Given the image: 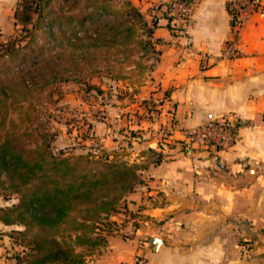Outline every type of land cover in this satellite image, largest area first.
<instances>
[{"label": "crops", "instance_id": "obj_1", "mask_svg": "<svg viewBox=\"0 0 264 264\" xmlns=\"http://www.w3.org/2000/svg\"><path fill=\"white\" fill-rule=\"evenodd\" d=\"M18 1L0 0V26L12 21ZM130 1L155 6L159 16L150 82L166 127L159 147L158 138L147 141L164 158L143 169L148 180L134 189L152 244L138 264H264V0L246 3L237 25L230 0H195L184 31L172 28L185 25L174 15L178 0ZM221 117L237 124L229 144L182 149L185 129ZM239 234L261 237L244 244Z\"/></svg>", "mask_w": 264, "mask_h": 264}, {"label": "rangeland", "instance_id": "obj_2", "mask_svg": "<svg viewBox=\"0 0 264 264\" xmlns=\"http://www.w3.org/2000/svg\"><path fill=\"white\" fill-rule=\"evenodd\" d=\"M140 8L130 0H51L43 7V11L50 15H86V25L91 29L88 32L106 23L116 24L117 28L113 31L104 29L108 31L102 35L101 41L104 42L89 38L73 48L79 57L76 56V61H63V74L52 85L39 91L33 100L35 107L28 125L33 132L29 145L36 140L47 141L56 151L71 149L75 153L108 154L110 159L137 163L142 181L136 187L148 180L149 174L143 169L158 158H164V155L159 156L160 148H154L156 151L148 149L147 141L158 138L159 147L166 131L164 122L158 120L161 109L156 106L158 102L154 100L150 82L153 63L149 59L156 57L157 53L150 36L159 16L154 10L155 6ZM37 18L38 12H35L29 27L37 33V41L42 43L48 35L36 24L34 26L33 21L36 22ZM183 22L180 20V24ZM187 24L172 28L184 31L188 29L185 27ZM22 27L14 15L9 24L0 26V50L3 42L26 33ZM65 28H70L66 19L63 26L55 28V32L60 35ZM80 30L83 34L84 30ZM28 38L26 36L25 40ZM51 49L59 51L63 47ZM1 60L13 68L26 63L21 57L12 59L4 56ZM3 74L0 72V75ZM142 132H146L145 138ZM180 145L182 149L187 145L192 146L186 141ZM141 155L144 157L141 158ZM257 187L258 194L262 189ZM17 198L16 194L6 199L0 197V204H10ZM139 200L140 196L134 190L124 194L118 210L111 216L116 220V224L110 225L111 233L106 229L98 230L106 233V239L95 245L76 247L83 255L79 264H138L148 261L152 244L148 241L150 232L142 226L145 222L136 208ZM258 220V227H264V220ZM13 227L23 226L6 225L0 221V264H14L16 255L26 250L24 245L9 235ZM239 235V241L244 244L254 243L260 236ZM250 237L249 240L245 239ZM118 253L124 256L120 260L112 259ZM102 259L105 262H100Z\"/></svg>", "mask_w": 264, "mask_h": 264}, {"label": "trees", "instance_id": "obj_3", "mask_svg": "<svg viewBox=\"0 0 264 264\" xmlns=\"http://www.w3.org/2000/svg\"><path fill=\"white\" fill-rule=\"evenodd\" d=\"M50 2L19 0L14 18L26 33L3 42L0 50V72H4L0 75V197L18 196L15 202L0 204V221L22 225L13 227L9 235L26 247L14 264L81 263L83 255L76 247L105 240L106 233L98 230L111 233L110 225L116 224L111 215L124 194L142 181L137 163L110 159L108 154L56 151L47 141L28 144L33 135L28 129L33 100L39 91L63 74V61H76L74 47L89 38L101 41L104 32L117 28L106 23L88 32L86 15H50L43 11ZM35 12L34 26L48 35L42 43L29 27ZM65 19L70 28L58 35L55 28ZM56 46L63 49L52 51ZM4 56L21 57L26 63L13 68L1 60Z\"/></svg>", "mask_w": 264, "mask_h": 264}, {"label": "built area", "instance_id": "obj_4", "mask_svg": "<svg viewBox=\"0 0 264 264\" xmlns=\"http://www.w3.org/2000/svg\"><path fill=\"white\" fill-rule=\"evenodd\" d=\"M257 2L258 0H230L229 10L232 15L233 25H237L242 19L241 11L248 2ZM178 6L174 15L179 16L184 23H189L195 0H178ZM186 27V26H185ZM230 55H236L237 51L234 44L228 47ZM237 124L229 117H221L215 120H209L196 126L185 129V141L191 145L208 144L215 147H221L229 144L235 136Z\"/></svg>", "mask_w": 264, "mask_h": 264}, {"label": "water", "instance_id": "obj_5", "mask_svg": "<svg viewBox=\"0 0 264 264\" xmlns=\"http://www.w3.org/2000/svg\"><path fill=\"white\" fill-rule=\"evenodd\" d=\"M153 242L157 243V245H160L162 242V238L159 236H153L151 239Z\"/></svg>", "mask_w": 264, "mask_h": 264}]
</instances>
